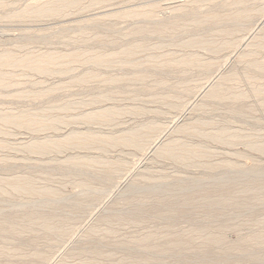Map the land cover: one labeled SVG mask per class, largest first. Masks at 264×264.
<instances>
[{"label":"rangeland","instance_id":"1","mask_svg":"<svg viewBox=\"0 0 264 264\" xmlns=\"http://www.w3.org/2000/svg\"><path fill=\"white\" fill-rule=\"evenodd\" d=\"M263 88L264 0H0V264H264Z\"/></svg>","mask_w":264,"mask_h":264},{"label":"bare ground","instance_id":"2","mask_svg":"<svg viewBox=\"0 0 264 264\" xmlns=\"http://www.w3.org/2000/svg\"><path fill=\"white\" fill-rule=\"evenodd\" d=\"M169 1V0H168ZM43 5V4H42ZM52 5V4H51ZM51 5H49V6H51ZM161 5V4H160ZM36 6V5H35ZM54 8H56L55 6H54ZM47 9V8H46ZM50 9V8H49ZM42 10V9H41ZM48 11H50V10H48ZM52 12V11H51ZM40 13H42V12H40ZM44 13H46L45 11H44ZM132 13H134V14H136L135 12H132ZM131 13V14H132ZM146 13V12H145ZM249 13V12H248ZM247 13V14H248ZM128 14V13H127ZM130 14V13H129ZM144 14V13H143ZM234 14V13H233ZM235 14H237V13H235ZM244 14H246V13H244ZM243 13L240 15V14H237V15H240V16H242V15H244ZM40 16V15H39ZM246 16V15H245ZM242 17H244V16H242ZM198 21H196V23H197ZM90 23V22H89ZM172 23V22H171ZM213 23V22H212ZM197 25V24H196ZM226 25V24H225ZM165 26V25H164ZM227 26V25H226ZM233 27V26H232ZM153 29V28H152ZM140 31V30H139ZM216 33V32H215ZM217 37V36H216ZM212 38V37H211ZM197 42H199V41H197ZM196 42V43H197ZM212 42V41H211ZM100 43V42H99ZM202 43V42H201ZM205 44H207V43H205ZM204 44V45H205ZM213 44H215V43H213ZM97 45V44H96ZM191 45V44H190ZM203 45V44H202ZM141 46V45H140ZM140 46H137L136 48L139 50L140 49V51H141V47ZM182 46V45H181ZM214 46V45H213ZM195 47V46H194ZM212 47V46H211ZM135 49V48H134ZM143 49V48H142ZM216 49V48H215ZM235 49V48H234ZM132 53L133 52H135L134 50L133 51H131ZM159 52V51H158ZM136 53V52H135ZM138 53H139V51H138ZM147 53V52H146ZM80 56V55H79ZM171 56V55H170ZM103 58V57H102ZM164 58V57H163ZM82 59V58H81ZM196 59V58H195ZM62 60V59H61ZM164 60V59H163ZM167 60H169V59H167ZM172 60V59H171ZM197 60V59H196ZM196 60H194V62L196 61ZM177 61V60H176ZM191 61V60H190ZM192 61H193V59H192ZM198 61V60H197ZM201 61V60H200ZM213 61V60H212ZM53 62V61H52ZM128 62V61H127ZM173 62V61H172ZM175 62V61H174ZM217 62V61H216ZM171 63V62H170ZM198 63V62H197ZM196 63V64H197ZM257 63V62H256ZM261 63V62H260ZM43 64V63H42ZM160 64V63H159ZM167 64H169V62L167 63ZM167 64H165V65H167ZM162 65V64H161ZM42 66V65H41ZM160 66V65H159ZM169 66H171L170 64H169ZM204 66V65H203ZM168 67V66H167ZM182 68V67H181ZM257 68V67H256ZM143 69V68H142ZM83 71V70H82ZM105 71V70H104ZM211 71V70H210ZM91 76V75H90ZM166 76V75H165ZM84 78V77H83ZM61 79V78H60ZM138 79V78H137ZM59 80V79H58ZM88 81V80H87ZM81 83V82H80ZM111 83V82H110ZM48 85V84H47ZM50 86V85H49ZM108 89V88H107ZM233 89V88H232ZM230 90V89H229ZM63 91V90H62ZM218 91V90H217ZM215 92V93H214ZM168 93V92H167ZM219 94L218 92H216L215 90H213L212 91V93H210V94H212V95H214V97H217L218 95L217 94ZM254 93V92H253ZM258 93H264V88L263 89H261L260 91H257V94ZM228 96H225L224 95V97H226V98H232V99H240V100H242V99H245V97H246V94H244L242 91H238V90H236V91H233V90H231V92H229L228 94H227ZM211 96V95H210ZM224 97L222 98V99H224ZM169 99V98H168ZM250 100V99H249ZM76 102V101H75ZM204 102V101H203ZM208 104V103H207ZM222 104V103H221ZM247 104V103H246ZM64 107V106H63ZM223 107V106H222ZM111 109V108H110ZM246 110V109H245ZM114 111V110H113ZM118 111V110H117ZM116 111V112H117ZM46 114V113H45ZM86 114V113H85ZM97 115V114H96ZM114 115V114H113ZM88 116H91V115H88ZM119 116V115H118ZM121 116V115H120ZM84 117H86V116H84ZM110 117V116H109ZM56 118V117H55ZM77 118V117H76ZM92 118H94V117H92ZM111 118H112V116H111ZM89 119V118H88ZM87 119V120H88ZM56 120V119H55ZM91 120V119H90ZM89 120V121H90ZM48 121V120H47ZM109 121H110V119H109ZM112 121V120H111ZM51 124V123H50ZM151 125V124H150ZM148 126V125H147ZM146 126V127H147ZM157 128H158V126H157ZM159 128H161V127H159ZM149 129V128H148ZM155 129V128H154ZM179 129V128H178ZM177 129V130H178ZM150 130H152V129H150ZM157 130V129H156ZM182 130V129H181ZM155 131V130H154ZM161 131V130H160ZM179 131V130H178ZM157 132V131H156ZM189 132V131H188ZM192 132V131H191ZM195 131L193 130V133H194ZM197 132V131H196ZM195 132V133H196ZM131 133V132H130ZM134 133V132H133ZM132 133V134H133ZM158 133V132H157ZM161 133V132H160ZM159 133V136L161 135ZM190 133V132H189ZM199 133V132H198ZM198 133H196V134H198ZM132 134H130V135H132ZM222 134V133H221ZM220 134V135H221ZM91 135V134H90ZM124 135V134H123ZM89 136V135H88ZM116 136H118V135H116ZM122 136V135H121ZM147 136V135H146ZM146 136H145V133H142V132H136V133H134L133 134V136L132 137H134V139H132L133 141H136L135 143H137L138 142V144H136V145H138L139 147H137V148H140V147H143L144 145H145V140H146ZM97 137V136H96ZM119 137V136H118ZM127 137V139L130 137L131 138V136H126ZM212 137V136H211ZM218 137H220V136H218ZM221 137H222V135H221ZM85 138H88V137H85ZM93 138V137H92ZM111 138V137H110ZM110 138H108V139H110ZM115 138V137H114ZM121 138H123V137H121ZM223 138V137H222ZM221 138V139H222ZM82 139V138H81ZM95 139H97V138H95ZM103 139H104V137H103ZM112 139V138H111ZM98 140V139H97ZM116 140H117V137H116ZM119 140V139H118ZM117 140V141H118ZM121 140V139H120ZM123 140V139H122ZM121 140V142H123ZM62 141V140H61ZM67 141V140H66ZM100 141V140H99ZM102 141V140H101ZM100 141V142H101ZM112 141V140H111ZM111 141H108V143L110 142L111 143ZM114 141H115V139H114ZM130 141H131V139H130ZM147 141V140H146ZM55 142V141H54ZM88 142H90V141H88ZM124 142H126V141H124ZM248 142V141H247ZM61 144H58V145H56L57 147H55L56 149H58L60 146H65L64 144L62 145V142H60ZM91 143V142H90ZM102 143H104V141L102 142ZM107 143V144H108ZM113 143V142H112ZM115 143V142H114ZM113 143V144H114ZM118 143V142H117ZM149 143V142H148ZM174 143V142H173ZM173 143H171L172 145H173ZM252 143V142H251ZM66 145H67V143H65ZM70 144V143H69ZM68 144V146H70ZM73 144V143H72ZM78 144V143H77ZM86 144V143H85ZM88 144V143H87ZM97 144H99L98 142H97ZM97 144H95V145H97ZM119 144V143H118ZM124 145H125V143H123ZM126 144H127V142H126ZM147 144V143H146ZM38 145H42V144H38ZM46 145V144H45ZM50 144H48L47 146H49ZM79 145V144H78ZM101 145V144H100ZM99 145V146H100ZM128 145H129V142H128ZM134 145V144H133ZM150 145V144H149ZM148 145V146H149ZM44 146V145H43ZM42 146V147H43ZM52 146V145H51ZM54 146H55V144H54ZM54 146H53V148H54ZM67 146V147H68ZM80 146V145H79ZM82 146H84V145H82ZM90 146V145H89ZM92 146V145H91ZM103 146V145H102ZM105 146V145H104ZM111 146H112V144H111ZM126 146V145H125ZM135 146V145H134ZM166 146V145H165ZM169 146V145H168ZM171 146V145H170ZM169 146V147H170ZM174 147H178L179 146V148L181 149V147L182 146H184V144L183 143H180L179 141L178 142H176V143H174V145H173ZM27 147V146H26ZM36 147V146H35ZM95 147V146H94ZM101 147V146H100ZM107 147V146H106ZM146 148H147V145L145 146ZM176 147V148H177ZM51 148V147H50ZM61 148H63V147H61ZM87 148V147H86ZM89 148V147H88ZM149 148V147H148ZM176 148H174L175 150H176ZM253 148H258V149H262V150H264V143L263 144H260V145H253ZM39 149V148H38ZM163 149V148H162ZM179 149V150H180ZM190 149H192V148H189L188 149V147L187 148H185V146H184V148L182 149L183 151V153L185 154V152L187 153V151H189L188 153L190 154L191 152H193L194 151V148L192 149V150H190ZM199 149V148H198ZM42 150V149H41ZM48 150H50L49 148H48ZM52 150V149H51ZM55 150V149H54ZM59 150V149H58ZM61 150V149H60ZM157 150V149H156ZM160 150H161V148H160ZM174 150V151H175ZM202 149H200V151L199 150H197L196 152H194V153H192L191 155H193L194 154V157L195 158H198V157H200V154L202 155V157H203V151H201ZM29 151V150H28ZM44 151H47V150H44ZM53 151V150H52ZM161 151H163V153L162 154H165V156L166 157H172L173 155V149H172V147H170V148H168V149H164V150H161ZM177 151V150H176ZM181 151V150H180ZM48 152V151H47ZM55 152V151H54ZM177 152H179V151H177ZM182 152H180V153H182ZM202 152V153H201ZM182 153V154H183ZM176 155H177V153H175ZM174 154V155H175ZM182 154H180V155H182ZM206 153L204 152V155H205ZM208 154V153H207ZM160 155V154H159ZM179 155V154H178ZM177 155V156H178ZM180 155H179V157H180ZM191 155H188V156H190V157H192ZM176 156V157H177ZM163 157H164V155H163ZM184 157H185V155H184ZM182 158H183V155H182ZM185 158H187V160H188V157H185ZM169 159V158H168ZM190 159V158H189ZM194 159V158H193ZM178 160V159H177ZM184 160H186V159H184ZM197 160V159H196ZM179 161V160H178ZM190 161V160H189ZM193 161V160H192ZM98 162H100V161H98ZM102 162V161H101ZM92 164V162L89 164L90 166H93L95 163H93V165H91ZM100 164V163H99ZM105 164V163H104ZM103 164V165H104ZM120 164V163H119ZM87 166H89L88 164H86ZM86 165L84 166L85 168H86ZM96 165H98V164H96ZM95 165V166H96ZM100 165H102V164H100ZM123 165V164H122ZM77 166V165H76ZM83 166V165H82ZM82 166H80V167H82ZM70 167V166H69ZM83 168V167H82ZM106 168H108V167H106ZM110 168V167H109ZM88 169V168H87ZM114 169V168H113ZM89 170V169H88ZM109 170V169H108ZM101 171V170H100ZM114 173V172H113ZM27 179V178H26ZM29 180V179H28ZM25 181V180H24ZM23 180L22 181H19L18 179H17V181H14L13 183H11V184H8V185H10V186H14L15 188L16 187H20L22 184H27L28 182L26 181V182H24ZM152 194V193H151ZM156 259V258H155Z\"/></svg>","mask_w":264,"mask_h":264}]
</instances>
